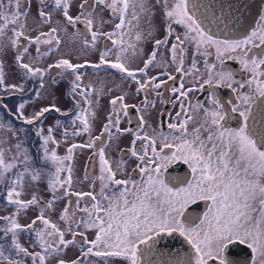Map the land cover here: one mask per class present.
<instances>
[{"label": "snow or ice", "instance_id": "snow-or-ice-1", "mask_svg": "<svg viewBox=\"0 0 264 264\" xmlns=\"http://www.w3.org/2000/svg\"><path fill=\"white\" fill-rule=\"evenodd\" d=\"M32 4L33 0H27L21 11V0H0V54L14 49L13 67L18 73L23 70L16 83L6 84V67L0 59V203L12 208L10 214L0 215V264H264V10L256 26L241 38L219 39L205 25L206 21L219 22L215 6L201 0H35L34 19L48 30L36 29L32 36L26 31ZM157 5L166 17V36L155 39L145 57L139 45L153 36L151 21ZM97 8L110 11L118 20L111 31L100 30L104 20L95 15ZM54 13L62 23L51 26ZM234 15L233 29L243 13ZM142 17L150 25L147 31H137ZM80 24L85 31L74 34L83 37L80 51H97L96 62L84 59L73 63L74 57H57L46 67L36 66L59 51L61 31ZM173 25L181 26L182 33H176ZM102 39L111 42L103 51L97 47ZM42 45L49 47L41 51ZM189 46L193 49L190 68L197 73L196 56H210L209 50L214 49L221 65L225 59L237 60L251 79L239 83L231 70L217 71L216 64L205 60L206 72L193 87L186 88L183 81L178 87H169V81L176 80L166 70L170 65H175V72L189 75L184 67ZM162 48L168 50L167 59L163 55L158 58ZM26 55L30 62L25 61ZM137 61L142 66L133 67ZM88 68L135 84V94L143 95L139 111L155 107L156 98L178 103L175 122L167 123V132L161 122L159 129L152 128L149 134L141 116L136 129L121 128V116H128L129 108L136 107L125 102L124 93L110 98V111L101 122L100 133L93 136L99 116L92 110L95 102L91 94L99 99L106 93L103 87L83 86ZM154 68L160 71L149 75ZM45 77H51L47 89ZM31 80H37L38 88L50 96L56 95L61 82H68L73 108L62 110L54 103H38L25 115L32 98L29 91L41 99L39 90L25 87ZM233 83L240 89L246 84L248 90L238 92ZM223 84L238 92L239 104L229 101L230 110L215 95V86ZM205 85L213 88L210 106L199 101L192 104L189 94ZM165 92L175 99L168 100ZM17 94L20 98L10 107ZM82 104L88 107L82 108ZM53 112L58 116L45 129L43 121ZM233 113L241 120L236 128L227 126ZM57 131L65 143L70 137L87 134L89 138L72 142L66 154L59 155ZM124 135L132 137L126 151L137 161L133 172L140 173L139 181L131 176L117 179L126 161L120 160L113 169L106 154L109 145L102 138L107 136L109 143L119 146ZM29 139L31 149L25 147ZM77 149L92 150L83 172L89 191L73 190ZM97 162L99 175H92L90 170ZM181 165L187 166V174H168L170 168ZM97 181L99 192L95 191ZM41 182L50 194L43 202L35 194ZM25 185L33 189L28 199L22 198ZM61 200L65 204L58 221H53L46 212L56 211L55 204ZM200 202L205 204L202 214L194 210ZM33 207L37 214L22 224L21 216ZM89 233L93 238H88ZM174 234L183 238L189 250L174 257L169 252L170 259H160L165 255L158 247L162 237ZM73 249L75 254L69 256ZM246 250H250V261L234 258L241 253L247 256Z\"/></svg>", "mask_w": 264, "mask_h": 264}, {"label": "flooded vegetation", "instance_id": "flooded-vegetation-1", "mask_svg": "<svg viewBox=\"0 0 264 264\" xmlns=\"http://www.w3.org/2000/svg\"><path fill=\"white\" fill-rule=\"evenodd\" d=\"M202 3H210L211 0H201ZM262 10H264V2L262 4ZM155 15L152 18L151 21V26L153 29V36L150 37L147 41L141 43L139 45V47L142 48L143 50V55L146 57L148 53H150L153 49V41L155 39H163L166 36V17L163 15L161 7L159 5L156 6V8L154 9ZM101 13H103L102 15H100ZM97 17H102L103 20L105 21V19H109L110 21H116L118 22V20H116L115 17L111 15L106 16L105 12H102L99 8H97V12L95 14ZM258 22V19L256 20L255 26ZM62 23V21H55V25ZM108 22H104V25H106ZM149 23L148 21H146L143 17L140 20V26H139V30H144L147 31V29L149 28ZM254 26V27H255ZM253 27V28H254ZM35 29L36 26L34 27ZM104 26L101 28L103 30ZM173 28L175 29L176 33H182L183 29L181 26L179 25H173ZM100 29V30H101ZM40 30L43 31H47L48 30V26H44L42 28H40ZM74 34L77 31L80 32H84L85 29L83 27L82 24L78 25L77 28H74ZM95 30V29H94ZM112 30V29H111ZM110 30V31H111ZM107 31V30H105ZM32 36H35V34H32ZM244 35V34H243ZM243 35L235 37V36H231V37H217L219 39H226V38H231V39H235V38H241ZM78 36V35H76ZM83 37L82 36H78V41H82ZM174 41V36L172 38L169 39L168 44L169 47L171 46V43ZM110 41H106L104 39L100 40L97 47L103 51L104 49V45L105 44H110ZM264 47V46H262ZM83 48V44L82 42L79 43V48L78 54H73V55H69V54H62V57H68V58H72L73 59V63H78V62H83L84 59H88L92 62H96L97 61V57H98V52L95 50H85L83 52H81L80 50ZM211 51L213 54L210 56H203V55H199L196 56V60H197V67L199 69V73L196 72V70L191 69L190 65H191V60L193 57V49L189 46L188 47V51H187V56L185 57V70L189 71V75H184L182 73H177L175 72V65H170L166 70L171 72L172 75H174L176 77L175 81H169V87H178L179 84L181 83V81H183V83L185 84V87H193L194 85V81H199L201 80V73H205L206 69H205V65L204 62L205 60L208 61V63H213L217 65V71H220L221 68L224 69H228L231 70V72L233 73V76L235 78V81H238L239 83H245L246 81H248L249 79H251V75L245 71L242 66L240 65V63L237 60H228L225 59L224 64L221 65L219 61L216 60L215 58V54H214V49L209 50ZM254 52L258 53L260 51V49H254ZM159 55H163V57L165 59L168 58V50L167 48H162L160 50V53L158 54V58ZM142 66V62L141 61H137L135 64H133V67H139ZM158 71H160V69H152L149 73V75H154L156 74ZM103 73H107L104 71H101L99 73H97L95 70L93 69H86L84 70V75H83V86L84 87H88L89 85L93 86V88L95 89H99L101 87L104 88V91L106 93V95L100 97L99 99L97 98V96L95 94H91V99L95 102L92 106V110H96L99 116V119L95 122L94 128H93V133L92 135H98L101 131V122L104 121L106 114L110 111V105H109V100L111 97L117 96V95H121L126 93L125 96V102L129 105H135L136 107L129 108V115L128 116H121V124L120 127L121 128H125V127H130L133 129H136L139 122H140V117L143 116L144 119L147 121V125L144 126L145 131H147L149 134H151V129L152 128H156L159 129L161 122H163V126H164V131L167 132V123L169 122H175V115L176 112L180 111L179 105L178 103L176 105H173L172 103H163L161 102L160 98H156V104L155 107H149L147 109L146 112H142L139 111V109H141L143 107L142 104V100H143V95H136L135 94V84H132L131 82L128 83H123L120 80V77L117 75H114L112 73H108L111 76H113V79H108L109 77H103ZM206 79V75L203 77ZM71 78L69 77V80ZM164 79H167V77H164ZM61 84H63L62 86V93L60 92V94H57V97H53V96H48V93L46 95H44V91L42 92L41 89L38 88V83L37 85L34 86V84L32 85V87L30 88V90H39L41 92V99L38 101L39 103H42L43 101H45V104H49V103H54L56 104L58 107H60L62 110H70L73 108V102L69 93V83L68 82H61ZM111 84L110 86H107ZM117 85H122L121 87H117ZM198 86V85H197ZM233 87L238 89V92H242V91H247V85L245 84V88L244 89H240L239 88V84L237 83H233ZM109 89H112L111 91H109ZM213 92V88H210L209 86L205 85L204 89L201 91H194L192 93L189 94V100L192 102V104H195L197 101H199L200 103H203L205 105V107H209L210 105L208 104V99L209 96L212 95ZM238 92H233L231 88L227 87L226 84L223 85H218L215 86V95L216 98H218L229 110L232 107L231 104H229V101H232L235 104H239V100H237V95ZM29 96H31L34 100H36V97L32 95V91H29ZM48 96V98H47ZM164 96L168 99V100H174L175 97L173 96V94L171 92H165ZM19 94H17V96L15 98H13L11 104H9V106L11 107L12 104H15L17 102V100L19 99ZM152 98V97H150ZM25 99H27V97H25ZM43 99V100H42ZM42 100V101H41ZM53 101V102H52ZM5 102L7 103V98H5ZM259 101H257L258 103ZM88 106L86 104H82V108H87ZM32 109L29 110V112L31 113ZM58 114L56 113H51L47 116V119L43 121L44 123H48V126L51 125L49 124V121H53L57 118ZM18 123V122H17ZM241 124V120L238 116V114L233 113L231 116V119L228 120V127L231 128H236L239 127ZM148 125H150L151 127H148ZM191 127V126H190ZM88 135L85 134L81 137H72V142H77V143H82V142H86L88 140ZM104 143L109 145L106 149V154L107 156L110 158L111 163H112V167L113 169H116V165L120 160H125L126 163L124 164V170L118 171L117 172V179H125L128 178L129 176H131L133 179L139 181L140 179V173L138 171L133 172V168L135 167L137 161L135 160V158L131 157L130 154L127 153V148L130 147V141L132 139L131 135H124L123 137H121V139L119 140V146H117V144L115 142L109 143V140L107 138V136H105L104 138H102ZM71 142V143H72ZM139 143V142H138ZM70 145V144H69ZM65 146L64 148L61 149L60 155H64L66 154V150L67 147L69 146ZM33 147V144H32ZM121 149H124L125 151L121 152ZM79 150V149H78ZM75 150V159L73 162V180H76L77 177L79 176V180L82 182H86L88 187H89V183L85 180H83V172H84V167L85 164L88 160V157L92 155V150H81L80 154L77 157V154L79 153V151ZM58 152V151H57ZM92 175H99V164L97 162L94 170H90ZM189 172V170L187 169L186 165H181L179 168H177L176 166H173V168L169 169V173L171 175H184L187 174ZM88 187L86 186V188L81 189V190H76L73 189L74 191H89ZM86 189V190H85ZM99 189V181H97V185L95 188V191L97 192ZM88 198H85V202H87ZM41 201H47L46 199L41 198ZM1 206V203H0ZM199 208H195L194 210L197 213H201L203 212L204 208H205V204L203 202H200V204L197 206ZM2 210V209H1ZM0 210V215H2ZM36 214H34L33 217H35ZM53 221H58V218L52 219ZM175 235V234H174ZM88 238L91 239L93 238L92 235L89 233L88 234ZM182 237H179L178 234H176L175 236H173L172 240H169V243H173V245L171 246H165L167 243L166 240V236L162 237V242L160 245H158V247L160 248V250L165 254L163 257H161L160 259H170L171 257L168 256V253L171 252L172 256L174 257L175 254L177 252L181 253V248L179 246L180 242H181ZM244 247V246H241ZM246 253L248 254L247 256H245L244 253H241L240 257H234V258H242V259H247L248 261H250L251 259V255H250V250H246ZM75 254V249H73L72 251H70L68 253L69 256H73ZM182 254V253H181Z\"/></svg>", "mask_w": 264, "mask_h": 264}, {"label": "rangeland", "instance_id": "rangeland-1", "mask_svg": "<svg viewBox=\"0 0 264 264\" xmlns=\"http://www.w3.org/2000/svg\"><path fill=\"white\" fill-rule=\"evenodd\" d=\"M26 6H27V0H21V11H23ZM35 12H36V5H35V0H33L32 11H31V14L29 15V17L27 18V29H26V31H28L30 34L32 33V34L36 35L37 31L34 27L36 26L37 29H40L41 26L38 25L36 20L34 19ZM71 12L73 15H75L76 8L73 7L71 9ZM102 12H105L106 16L111 15V12L108 10H104ZM102 14L103 13H101L100 15H102ZM55 21H57V22L61 21L59 14H56V13L53 14V24L51 26H55ZM104 22H108V23L106 25L103 24L104 28H103V30L102 29L101 30L102 31H105V30L110 31L114 27V23L116 21L112 22L109 19H105ZM74 31L75 30L72 27H68L66 32L61 31L59 35H60V38L63 41V43L61 44L59 51L54 52L53 56L44 57L42 60H40L37 63L36 66L46 67L47 64L52 63L55 58L62 57V54H64V55L65 54H69V55L78 54L79 53V51H78L79 43H81L82 41H78V36L74 35V33H73ZM137 31H138V29H137ZM10 34L11 33H9V35ZM40 47H41V51H45L49 46L42 45ZM14 51L15 50L13 49V50L7 51L6 54H0V59H3V61L5 63V67H6V84L16 83L18 81L19 74L23 72V70L21 69V70H19V73H18L17 69L13 67V59L12 58H13ZM30 52L34 53V48H30ZM25 61L30 62L29 57L27 55L25 56ZM103 77H109L108 78L109 80L113 79V76H111L108 73H103ZM50 81H51V77H45V88L46 89H47L48 85L50 84ZM37 83H38L37 80H31V81H28L27 83H25V87L27 89H30L33 84L35 86V85H37ZM110 85L111 84H109L107 86H110ZM62 86H63V84L60 83L58 88L56 89V95L53 97H57V94H60V92L62 93ZM41 91L42 92L44 91L43 92L44 95H46L48 93L45 89H41ZM48 96H49V94H48ZM48 96H47V98H48ZM38 103L39 102L37 99L34 101H33V99H31L29 101V107L25 111V115L30 114L29 110L32 109V107ZM40 104L46 105L45 101H43ZM49 124H52V121H49ZM44 127H45V129H47L48 123H44ZM55 135H56L58 140H61V134L59 131H57L55 133ZM71 142H72V137L69 138L67 143H65L63 140H61L59 147L56 148V151H58L57 153L60 155V153H62L61 149L64 148L65 146L71 144ZM25 147H28L30 149L32 148L31 139H29L25 142ZM50 147H52V146L50 145ZM77 150H76V152H77ZM78 151H79V153L77 154V157L80 154L81 150L79 149ZM86 186L88 187L87 183L82 182V180L80 181L79 176L77 177L76 180H74L73 189L81 190V189L86 188ZM88 189L91 190L90 187H88ZM97 192H99V190ZM31 194H33V189L28 187L27 185H25V194L22 198L28 199ZM35 194L40 199L43 198V199L48 200L50 198V194L45 190L44 182H41L39 184V186L35 189ZM64 204H65V201H63V200L57 201L55 204L56 211L46 212V215H49L51 217V219L56 220L58 218L59 211H60V209L63 208ZM0 210H1L2 215H8L12 212V208L6 207L3 203H1ZM37 211H38L37 207H33V208L29 209L28 212L26 213V215L21 216L20 222L22 224L29 223L30 218H33L34 214H37ZM24 239H25L24 237H21L22 242L24 241Z\"/></svg>", "mask_w": 264, "mask_h": 264}, {"label": "water", "instance_id": "water-1", "mask_svg": "<svg viewBox=\"0 0 264 264\" xmlns=\"http://www.w3.org/2000/svg\"><path fill=\"white\" fill-rule=\"evenodd\" d=\"M263 2L264 0H211L210 3L215 6L214 11L216 16L220 19L219 22L214 20L212 24H208L206 21L205 25L216 37L241 36L255 26L256 20L262 10ZM234 13H243V15H239V23L236 24L235 29L232 27L236 19ZM224 17L228 19H224ZM241 25H243V28H241ZM237 29L240 31H237ZM172 239L173 237L166 236V245H173V243L168 242ZM179 246L182 254L189 250V245L184 242L183 238Z\"/></svg>", "mask_w": 264, "mask_h": 264}]
</instances>
